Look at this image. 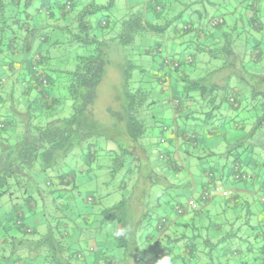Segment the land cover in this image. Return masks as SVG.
Instances as JSON below:
<instances>
[{"label": "trees", "instance_id": "16d2710c", "mask_svg": "<svg viewBox=\"0 0 264 264\" xmlns=\"http://www.w3.org/2000/svg\"><path fill=\"white\" fill-rule=\"evenodd\" d=\"M150 1L146 9L129 13L128 17L120 22L118 33L114 37L108 36L109 32H107L98 38L91 30L88 18L102 9L111 8L114 0H105L103 5L96 4V0H75V2L64 0L57 4L42 3L38 7H34L36 0H0V57L3 55L5 57L2 56V59H4L8 55L7 62L11 57V59L14 58L11 63L17 62L18 64L21 60L26 61V53H28L31 63L30 69H19V73L22 72V74L17 78L19 82L25 81V77L29 76L31 85L26 91H22L24 101L28 105L25 109L23 107L22 111L12 106L11 108H14L12 116L0 112V198L7 195L10 200L15 201L16 199L12 197L13 189H23L22 194L27 196L31 172L36 164L47 169L54 165L56 159L63 161L76 148L85 145L90 152L93 148V140L104 139L109 146L105 154L109 160L110 179L114 180L125 170V178L128 183L131 182V185L127 182L118 184L116 190L121 193L129 192L127 199L102 211V221L111 223L112 237L117 240V248H121L126 255L122 261L124 264L129 260L140 258L142 246L152 236L149 231L162 232L169 218L158 215L153 220L145 219L146 226L142 225L141 229L132 228L133 236L130 235V239L127 240L128 211L137 209L141 214L140 218H146L145 208L147 207L144 206V201L149 198L141 195L142 190L138 195L135 190L142 174L148 170V155L142 141L149 129L154 126L152 108L158 99L157 95L155 94V97L145 86H140L134 92L127 88L131 81V70L138 68L136 65L128 66L125 71L123 70V94L116 95L119 109L107 108L106 115L109 117L107 122L97 118L94 104L97 99L98 86L108 64L107 51L111 43L115 42L121 47H129L134 44L137 36L155 35L159 40V42L155 41L159 53L150 52L151 55L154 58L156 55V59L161 60L162 67H169L174 71H177L181 65L193 69L197 67L198 54H207L211 59L220 61L219 67L207 72L203 77L191 80L186 76L180 79L183 88L181 91H175L179 95L172 97L171 102L178 104L176 107H179L183 100L184 102L190 101L198 107L201 106V111L205 110V112L202 114L198 110L199 112L195 114L199 116L195 119H201L202 123H209L208 120L216 115L215 111L222 103L229 106L230 111L236 115L235 117L242 111L248 113L252 110V113H248L254 117L251 130L231 146L234 150L242 147L252 149L250 142L254 138V133L264 127L262 56H259L257 52L253 55L251 52L248 57L246 45L250 42L245 40L244 47L239 51L240 46L238 47L239 43L236 39L256 38L257 34H264V0ZM194 6L197 8L194 9ZM34 13L46 14L47 20L35 19ZM210 13H214L217 19L209 21L210 26L207 27L205 18L208 19ZM148 14L150 18L147 17ZM160 20L162 23H156ZM179 21L181 24H178ZM109 26V20H101L97 23L99 29H107ZM46 27L51 28L53 32L61 33L64 37L68 35L69 38L57 36L55 40H51L52 36L43 32ZM17 38L23 39V46L20 48L15 45ZM182 38H187L185 45L195 46L196 55L190 53L185 61L180 59L172 61L162 56L160 47L164 46L163 42H166V48L170 42L182 44ZM63 41L69 45L75 44L81 53L75 60L76 65L73 71L63 72L66 80V99L70 102L71 114L67 118H56L54 108L57 101L42 93L37 87L44 85L42 80L45 79L39 76L38 71L51 67L49 49L63 45ZM185 45V49L192 50ZM142 54L148 55L149 53L143 52ZM11 63L9 62V68L13 67ZM257 63L263 72L252 71ZM153 79L151 72L149 82L152 83ZM242 88L245 89V93H242ZM194 92H198L200 103L194 100V97L198 96H195ZM242 94H246L245 100H242ZM29 98L34 99L35 102L39 101V115L32 107L34 101L32 102ZM122 98L124 104H122ZM216 100H219L217 105ZM167 101L170 102L166 98L165 102ZM5 104V98H0V107ZM19 124L23 129L16 137L10 138L3 133L7 131V128H17ZM191 136L190 143L194 141L195 134ZM246 144L249 145L246 146ZM257 145L255 148L264 150V144ZM160 157L163 160L166 158L164 155ZM69 180L66 181L69 182ZM253 180L254 175L251 181L239 182L251 183ZM66 184L68 185L61 180L57 186L64 188ZM71 184H73L72 180ZM49 186H51L50 182ZM130 187L131 190L128 189ZM31 199L24 197L22 200L29 209ZM129 200L132 201L129 202ZM11 207V214L0 217V264H85L88 255L96 253L97 248L88 247L85 255L81 254L80 248L85 249L86 242L77 249L72 248L68 246L67 234L59 230L54 231L51 226L47 227L45 233L38 234L35 228L31 229L24 223V215L20 210L21 205L16 203ZM148 208H152L150 204ZM178 209L183 213V208L177 207V214H181L178 213ZM118 225H121L120 232L115 230ZM135 229L137 231L140 229L139 234H136ZM119 235L121 239H118ZM33 236L36 237L29 239ZM13 243H16V246L12 247ZM100 247H105L107 251V245L99 244L98 249ZM164 253L168 254L167 250L162 254ZM107 258L109 259L108 256ZM105 264H113V262L108 261Z\"/></svg>", "mask_w": 264, "mask_h": 264}, {"label": "crops", "instance_id": "0c3cea01", "mask_svg": "<svg viewBox=\"0 0 264 264\" xmlns=\"http://www.w3.org/2000/svg\"><path fill=\"white\" fill-rule=\"evenodd\" d=\"M142 2L141 9H146L148 2ZM256 36L257 40L251 38L253 43L246 45V51L248 57L251 52L253 55L257 52L263 62L264 34ZM236 39L241 51L244 41L242 38ZM184 42H176V45L182 46ZM153 60L152 83L156 86L155 94L161 98L152 108L154 126L142 141L148 155V170L142 174L135 191L138 195L142 190L141 195L149 200L152 198L154 206H150L161 207L159 216L169 218V222L162 232L150 230L152 236L142 246L140 258L129 260L126 264H264V159L260 157L263 162H259L252 156L242 162L240 151L250 153L254 150L249 147L231 149L233 144L249 133L254 117L243 111L235 117L229 106L222 103L215 111L216 115L208 120L209 123L196 120L199 116L196 112H205L201 111V106L183 100L176 107L178 104L171 102L172 97L167 98L170 102H165L162 93L171 90L170 96L179 95L174 91L182 90L180 79L186 76L191 80L200 77V62L194 69L181 65L174 71L162 67L160 59ZM252 71L263 72V69L257 63ZM10 84L18 85L19 82L13 78ZM8 91L10 94H7ZM15 92L16 87L7 89L4 95L6 104L0 107V112L6 110L4 108L9 102L16 106L17 103H11ZM245 92L242 88V93ZM245 95L242 94V100H245ZM218 102L216 100V105ZM159 111L165 112L167 122H164ZM215 120H220L219 127L213 124ZM191 134H195L192 143ZM160 155L166 156L165 160L160 159ZM232 160L242 163V167L239 164L241 173L254 175L253 182L231 180L236 164L230 169L227 167ZM194 161L196 164H193ZM195 169L198 170L196 173ZM209 172H213L211 179L207 175ZM215 186L219 187V192H213L202 201V192L213 190ZM193 203L198 204V212L190 210ZM177 207L183 208V213L177 214ZM34 221L37 222L36 217ZM240 236L242 239L239 243H245L242 249L236 248L233 242ZM166 250L168 254H162ZM105 251V247L97 248L96 253L88 255L85 264H105V260L109 261ZM118 264L124 263L119 260Z\"/></svg>", "mask_w": 264, "mask_h": 264}, {"label": "rangeland", "instance_id": "374dc122", "mask_svg": "<svg viewBox=\"0 0 264 264\" xmlns=\"http://www.w3.org/2000/svg\"><path fill=\"white\" fill-rule=\"evenodd\" d=\"M55 1L61 3L64 0ZM73 1L75 2V0ZM142 1L143 0H114L113 6L111 8L102 9L88 18L92 32L98 38H101L102 35L107 32H109L107 34L108 36L114 37V35L118 33L117 31L119 30L120 22L125 20L129 13H134L135 11L140 10L142 5L145 4ZM144 1H146V4L148 2V5L151 2L150 0ZM53 2L54 0H36V5L34 7H38L42 3L47 4ZM104 2L105 0H96V4L98 5H103ZM140 2L143 4H140ZM193 8L196 9L197 7L194 6ZM185 11L188 13L189 8L188 11ZM33 15L35 19L40 21L47 20V15L44 13H34ZM209 16L210 17L208 19L205 18V25L207 27L210 26L209 24L213 19H217L215 18L214 13H210ZM147 17L150 18V14H148ZM101 20H109V28L99 29V27H97V23L101 22ZM46 23L50 24L49 22ZM156 23H162V21L160 20V22ZM178 24H181V21H179ZM43 32H45L48 36H52L51 40H55L57 36H61V38H69L68 35L64 37V35L61 33L53 32L49 27H46ZM254 39L257 40V38ZM22 40L23 39L21 38H17L15 40V45L19 48L23 46ZM245 40H248L250 44L253 43L251 38H242V41ZM155 41L159 42L155 35H142L137 36L134 44L129 47H121L115 42L109 45L107 51L108 64L105 68L102 81L98 86L97 99L94 104V111L98 119L107 122L109 120V117L106 115L107 108H113L114 110L119 109V101H117L116 95L120 93L123 94V70L125 71L128 66L136 65L138 68L131 70V81L128 83L127 88L131 92H134L140 86H145V88L155 96L156 86L149 82L154 61V56H152L150 52H152V54L159 53L158 45L155 44ZM181 41H187V38H182ZM193 41L195 43V40ZM165 43L166 42L162 43L164 46L162 47L161 52L164 56H169L168 59H171L172 61H177V59L185 61L190 53L195 54V46L193 45L184 44L185 46L188 45L190 49H192L188 50L189 48H186V50L184 46L178 47L173 42H170L169 49V46L165 48ZM143 52H148L149 54H140ZM80 53V49L75 44L69 45L63 41V45L49 49L48 55L50 57L51 67L46 68L44 71L41 69L38 71L39 76L47 80V84L42 86L38 85L37 87L42 91V93L57 101V104L54 108V114L56 118H67L71 114L70 102L68 99H66V80L64 79L63 72L73 71L76 65L75 60L77 56L80 55ZM2 56L3 55L0 57V98L4 97L8 88L13 89L16 87V92L13 95L11 103L19 104H16V106L14 105V108L16 110L22 111L23 107L25 109V107L28 105L24 101V93L22 91H26V89L31 85L29 76L25 77V81H19L18 85L10 84V82L13 78H18L22 74V72L19 73V69H30V55L26 53V61L21 60L18 64L17 62L11 63L13 61L11 57L7 62L6 59L8 55L4 59L2 58L5 56ZM20 56L23 55L20 54ZM197 59L198 64L200 62L199 65L202 66V71L199 73L200 77H203L207 72L212 71L221 65L220 61L211 59L207 54H198ZM9 62L13 66V69L8 67ZM261 65L264 69V60ZM170 93L171 90H168V92L163 91L162 94L165 95L164 98L173 97L169 95ZM174 93L176 92L174 91ZM194 93L195 96L198 95L197 98L194 97V100L200 103L201 101L199 99L198 92ZM7 94H10V91H8ZM156 98L159 99L161 97L159 96ZM38 102H34V106H32L33 109L38 112L37 115H39ZM122 104H124L123 98ZM2 107L4 106L2 105ZM6 107L7 108L4 109L7 111L4 110L5 112L3 111L2 113L12 116V111L14 108H11L12 105L10 102ZM252 112L253 111L251 110V112L248 113ZM159 113L163 116L164 122H167L168 117L166 116L165 112L159 111ZM35 121L38 122V120ZM212 122L216 127H219L220 120H215ZM22 129V126L19 124L17 128H7V131L3 133L10 136V138H14L21 133ZM253 137L254 138H252V142L250 143H252V150L254 151H251L250 153L240 151V160L242 162H246L247 159L252 156L254 160L259 162L264 159V155L262 153L264 150L262 151L258 148H255V146H258L257 144H264V127L255 132ZM92 144L93 148L90 152L85 145L81 148H76L63 161L56 159L54 165L47 169H43L38 164H36L33 172H31V181L27 187V196L22 194L23 189H13L12 197L16 199L15 201L10 200L7 195L0 198V217L11 214V206L18 203L21 205L20 210H22L24 215V223L31 229L35 228L38 231V234L45 233L47 227L51 226L53 227L54 231L59 230L67 234L68 246L72 248L75 247L77 249L78 246H81L86 242L87 245L85 246V249L84 247L80 248V252L83 255H85L86 248L88 247L98 248L99 244L107 245L108 248L106 255L109 257V261H112L113 264H118V261L120 260L121 263L123 258L125 259L126 255L121 248H117V240L112 237L113 232L111 223L105 220V222L102 221V211L112 207L123 199H127V196H129L127 195V191L125 193L114 191V188L118 184L127 182V178H125L126 173L125 170H123L117 177H115L114 180H111L108 171L109 160L105 154L107 143H105L104 139L98 138L93 140ZM88 152L91 154V156H89L90 154ZM260 157L262 160H260ZM231 162L232 163H230L227 167L228 169H230L235 163H239L242 167V163L240 161L236 162L235 160H232ZM193 164H196V162L194 161ZM197 171L198 170L195 169V173ZM68 179H70L69 182L66 181ZM61 180L68 183V185H64V188L58 187L57 184ZM71 180L73 181V184H71ZM231 180L235 181L232 176ZM49 182L51 186H49ZM128 185H131V182H129ZM62 189H64V191H62ZM128 189L131 190V187ZM24 197L32 198L30 209L27 207V205H25V203H23L24 201L22 200ZM131 201L132 200H129V202ZM144 202V206L147 207L145 208L146 218H140L141 214L137 209H130V211H128L126 217V228L128 232L127 240L130 239V235L133 236L134 231L132 228L138 227L141 229L142 225L143 227L146 226L145 219L153 220L159 215L161 207L148 208L149 204L154 206L152 198L150 200L146 199ZM60 203L62 204L59 205ZM35 217L37 218V222L34 221ZM35 223H38V225ZM140 229H138L139 232ZM115 230L120 232L121 225L116 226ZM135 230L136 234H139L137 229ZM35 237L36 236L29 237V239ZM200 237L204 239L202 234H200ZM118 239H121V235H119ZM241 239L242 237L240 236L233 241L236 248L242 249V246L245 245V243H239ZM13 244L12 247L16 246V243ZM105 263H107V260H105Z\"/></svg>", "mask_w": 264, "mask_h": 264}, {"label": "built area", "instance_id": "2783aa9c", "mask_svg": "<svg viewBox=\"0 0 264 264\" xmlns=\"http://www.w3.org/2000/svg\"><path fill=\"white\" fill-rule=\"evenodd\" d=\"M42 84H44V85L46 84V80L45 79L42 80ZM160 159H163V158L160 157ZM239 167H240L239 164L235 165L234 172L232 174L233 179L236 182H239V181H251L253 179V175L252 174H245V173L243 174V173H241L240 170H239ZM208 177L211 179L213 177V175L211 173H208ZM213 192L214 193L219 192V187L215 186L213 188V190H205V191H203L202 194H201V198L200 199L202 201L208 199L213 194ZM190 210L197 211L198 210V204L197 203L191 204L190 205ZM178 213H181V210L178 209Z\"/></svg>", "mask_w": 264, "mask_h": 264}]
</instances>
